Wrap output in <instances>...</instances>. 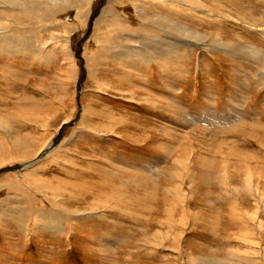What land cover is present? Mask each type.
I'll list each match as a JSON object with an SVG mask.
<instances>
[{
	"label": "rangeland",
	"instance_id": "obj_1",
	"mask_svg": "<svg viewBox=\"0 0 264 264\" xmlns=\"http://www.w3.org/2000/svg\"><path fill=\"white\" fill-rule=\"evenodd\" d=\"M101 1L115 9L108 23L95 22L106 19L98 7L85 20L59 0L56 28L43 29L33 15L21 31H36L35 45L0 48V155L25 149L26 161H19L28 162L46 152L27 170L0 174V204L18 199L20 207L61 213L60 231L31 215L0 214V264H264L263 65L241 51L264 52V0H207L212 16L201 24L156 9L208 35L203 48L177 45L162 68L151 57L156 33L126 23L138 21L132 5ZM6 13L13 20L3 23L16 28L15 11ZM40 19L52 24L48 14ZM215 40L233 49L227 53ZM184 153L190 172L181 178L173 161ZM18 163L6 160L0 169ZM32 171L50 181L46 197L22 177ZM73 208L89 218L69 220Z\"/></svg>",
	"mask_w": 264,
	"mask_h": 264
},
{
	"label": "bare ground",
	"instance_id": "obj_2",
	"mask_svg": "<svg viewBox=\"0 0 264 264\" xmlns=\"http://www.w3.org/2000/svg\"><path fill=\"white\" fill-rule=\"evenodd\" d=\"M207 0H126V3L125 5H132L133 7V11H134V16L136 17V19L138 21H134L132 23V21L130 20H127L128 22L125 21L124 17L122 16V14H119L118 17L119 19L121 20V22H126L128 23L129 27L131 29H133V27H135L136 31H137V28H140L141 31H144V32H149V31H153L155 32L156 36H157V39H156V36L155 35H152V37H150V40L151 41H154V47L153 49L155 50L156 52V55H152L151 57L155 60L156 64L162 68L163 67V58L165 59V56L170 53V51H174V48H176L177 45H182V50H187V48L189 46H201L203 48V46H205L206 44V39L205 35H203L202 33L196 31V30H190L188 29V27H186L185 25H181L180 23H178L177 21L174 22V21H171L169 20L166 16H157L155 14V10L156 9H160L162 10L163 12H168V14H174V15H181L183 17H186V18H190L192 21H195V22H198V23H205V22H208L210 21V18L212 16V13L209 9H206L205 8V2ZM60 2L62 4L64 3H67V5H69L70 7H74L76 8V12L78 14V16L80 17H84L85 20H88V16H90V11L95 8V7H98V8H95L97 11H100L99 12V16L104 14L106 19H102L101 17H98L97 19L95 18V22L98 21V23L102 22V20L104 21L103 24L105 23H108L110 21V19L112 18L114 12H115V9L111 8V7H107V8H103V2L101 0H98V4L96 5V2L93 3V0H60ZM107 2V1H105ZM214 5V9L218 10L219 8L215 5ZM65 6V4H64ZM77 6L80 8L81 12L77 9ZM102 6V8H101ZM182 7H188V11L187 12H183L182 11ZM5 10H9V11H15V21L13 23H15L14 25H16V28H9L8 25H6L5 23H3V19H6L8 18V22H11L13 19H12V16L8 15V13L5 12ZM145 11L149 12V14L151 15V17H147L145 16ZM185 11V10H184ZM60 13V3H59V0H0V48L3 49V50H8L10 48L13 49V48H20L21 50L25 48L24 44L28 45L31 44V45H35V42L38 40L36 38V34L37 32L36 31H29L31 32V34H29V32H27L26 30H24L23 32L21 31L23 28L21 26V24L24 22L23 19H28L29 17L33 16V15H40L39 16V20H40V27H44L43 29H48L50 30L51 28H56L54 26V23L58 22V19H57V16L58 14ZM45 14H48L49 15V19H50V22H52V24H49V25H45V21H43L42 19H40L41 16L45 15ZM12 15V13H11ZM96 16V15H95ZM73 19H75V17L73 16ZM2 21V22H1ZM76 22V21H75ZM11 25V24H10ZM73 27V26H72ZM98 27V24H94L92 26V28L95 30L96 28ZM122 27V26H121ZM71 29V28H70ZM86 29V28H85ZM122 29V28H121ZM21 31V32H19ZM80 31V30H79ZM19 32L18 35H16L17 33ZM85 32V31H83ZM82 32V33H83ZM143 32V33H144ZM219 32H216V36L218 37H221V35L218 34ZM29 34V35H28ZM149 34H152L151 32ZM56 35V34H55ZM16 36V37H15ZM62 36V35H61ZM144 36V35H142ZM18 37V38H17ZM56 37V36H55ZM147 37V36H146ZM58 39L59 36L57 37ZM90 38V37H89ZM210 39V38H209ZM216 39V38H215ZM25 40H28L25 42ZM156 40V41H155ZM140 41V40H139ZM211 41V40H210ZM215 47H219L221 46V48L224 49L225 52H230V48L233 49V47L224 42L223 40L219 41V40H215ZM85 44V43H84ZM69 45V44H68ZM71 45V44H70ZM72 46V45H71ZM181 47V46H180ZM200 47V48H201ZM81 48V47H80ZM137 48V47H136ZM67 49V48H66ZM79 49V48H78ZM133 49V48H132ZM131 49V51H133ZM9 50V51H10ZM68 50V49H67ZM72 50V49H71ZM86 50V49H84ZM83 50V51H84ZM96 50V49H95ZM76 51V50H75ZM78 51V50H77ZM142 51V50H141ZM241 51H244L245 54L249 55L251 58H254V59H257V60H262V65L263 67L261 68L262 69V75L264 77V52L263 51H258V50H252L251 51V48L248 49H245V48H242ZM133 53V52H132ZM136 53L139 54V52L136 50ZM154 53V52H153ZM91 54V53H90ZM89 55V54H88ZM65 56V55H64ZM134 56V55H132ZM131 56V57H132ZM146 57V56H145ZM145 57L143 59V61L145 62ZM78 58V57H77ZM147 58V57H146ZM81 59V58H80ZM151 61V60H150ZM149 61V62H150ZM167 60H165L166 62ZM174 61V60H173ZM81 62V61H80ZM172 62V61H171ZM169 63V62H168ZM135 64V63H134ZM81 65V64H80ZM152 66V65H151ZM261 74V72H260ZM262 77V76H260ZM63 78V77H62ZM264 79V78H263ZM77 81V80H76ZM162 84V83H161ZM37 85V84H36ZM140 85V84H139ZM123 90V89H122ZM145 105V104H144ZM148 105V104H147ZM161 105L164 106V108H167L169 106H171L169 103H165V105L163 103H161ZM151 106V105H150ZM159 106V105H158ZM210 106V105H209ZM36 107V105H35ZM153 107V106H152ZM230 108V107H229ZM40 109V108H39ZM175 109L178 111V114H180L178 108L175 107ZM44 110V109H43ZM216 110V109H215ZM29 111V110H27ZM211 111V110H210ZM213 111V109H212ZM211 111V112H212ZM234 111V110H233ZM25 112V111H24ZM30 112V111H29ZM239 112V111H238ZM238 114V113H237ZM215 115V114H214ZM230 115V114H229ZM188 116V115H187ZM238 116L240 117L241 114L239 113ZM181 117V116H180ZM179 117V118H180ZM202 117V116H201ZM191 118V117H190ZM207 118V117H206ZM215 118H216V115H215ZM229 118V119H228ZM237 118V117H236ZM242 118V117H241ZM244 118V117H243ZM183 119V118H182ZM209 119L213 120L214 117L212 118V116L209 117ZM217 119V118H216ZM228 120H230V117L228 116L227 117ZM238 119V118H237ZM66 120V119H65ZM222 120V118H221ZM239 120V119H238ZM242 120V119H241ZM33 121V120H32ZM193 121V120H191ZM189 121V123L191 122ZM223 121V120H222ZM221 121V122H222ZM65 122V121H63ZM112 122V121H111ZM42 123V122H41ZM224 123V122H223ZM235 123V122H234ZM212 124V122H211ZM44 125V124H43ZM189 125V124H188ZM192 125V124H191ZM214 126V125H213ZM169 127V126H168ZM46 128V127H45ZM113 128V127H112ZM64 136V134H63ZM207 136V135H206ZM50 138V137H49ZM213 138V137H212ZM48 141V140H47ZM54 141V140H53ZM13 142V141H12ZM11 142V143H12ZM173 142V141H172ZM14 143V142H13ZM18 143V142H17ZM20 143V141H19ZM7 145V144H6ZM237 145V144H236ZM9 146V144H8ZM4 147V146H2ZM16 147H19L18 144H14L12 145V148L14 149H17ZM22 147V146H21ZM29 147V145L27 146ZM42 147V146H41ZM40 147V148H41ZM8 149V147H6ZM5 148V149H6ZM30 148V147H29ZM28 148V149H29ZM59 148V147H58ZM4 149V148H3ZM6 149V150H7ZM10 149V147H9ZM46 149V148H45ZM25 150V149H24ZM22 150L23 152L19 153L16 152L19 156H10L8 153L5 152V150H2V154L0 155V165L1 163L3 162H7L10 161V160H18V164L16 165H13V166H9V167H5L3 169H0V174L3 173V172H6V171H9V170H14V171H17L19 172L23 169H28L29 167H31L33 164H35L37 161L43 159L45 156H46V152L43 150L42 152V149H40L39 151H41V154L35 158H33L31 161H28V162H22V161H19V160H25L26 161V158L28 156V154ZM38 150V148H37ZM47 150V149H46ZM53 150V149H52ZM11 151V149H10ZM9 151V152H10ZM28 151V150H27ZM35 151V150H34ZM36 152V151H35ZM45 152V153H44ZM32 153V151H31ZM213 153V152H212ZM34 154V153H33ZM50 154V153H49ZM13 155V154H12ZM36 156V155H35ZM189 158L186 156V154L184 153V155H180L179 157H176V159L173 161L174 163V166L177 167L176 172V176H180L181 178H186V176L188 175V173L190 172L189 170V163H188V160ZM30 160V159H29ZM22 162V163H21ZM16 163V162H15ZM227 163V162H226ZM225 163V164H226ZM224 162L222 163V169H224V173L226 172V169L224 168L225 166ZM224 165V166H223ZM228 169V168H227ZM34 171L30 172V173H27L25 174L24 176H22L23 178H26L27 180V183L29 185L32 186V191L35 192H39V193H42L43 195L42 196H45V191L44 190H50L52 189L51 187V184L48 182V181H41L39 182L38 180H36V177L34 175ZM4 174V173H3ZM7 174V173H6ZM227 174V172H226ZM17 175V174H16ZM1 176V175H0ZM218 176V175H217ZM19 177H21L19 175ZM21 177V179H22ZM188 177V176H187ZM220 177H224L222 174ZM1 179V178H0ZM175 179V178H174ZM221 179V178H220ZM251 179H252V176H250V173L247 172L246 175H245V182H247V188L250 189V185H253L251 183ZM3 180V179H2ZM14 180V179H13ZM12 180V181H13ZM222 180V179H221ZM5 181V180H4ZM17 181V180H16ZM14 181V182H16ZM24 181V180H23ZM22 181V182H23ZM200 181V180H199ZM243 181V180H242ZM262 181H264V179H262ZM8 182V181H7ZM14 182H10V184L14 185V188H11V189H16V185ZM189 182L191 183V179L189 178ZM229 182V181H228ZM6 183V182H5ZM220 183V181H219ZM253 183L255 184V181H254V178H253ZM9 184V185H10ZM24 184V183H23ZM153 184V183H152ZM8 185V186H9ZM182 185V184H181ZM8 186L6 188H8ZM21 186V185H20ZM23 186V185H22ZM183 186V185H182ZM239 186V185H238ZM259 186V185H258ZM5 187V186H4ZM240 187V186H239ZM250 187V188H249ZM57 188V186H56ZM135 188V187H134ZM246 188V189H247ZM257 188V187H256ZM5 189V188H3ZM20 189V188H18ZM61 189V188H60ZM7 190V189H6ZM5 190V191H6ZM168 190V189H167ZM172 190V189H171ZM177 190V189H176ZM180 190V189H178ZM23 191V190H22ZM25 191V190H24ZM235 191V190H234ZM258 190L255 189V192H257ZM54 192V191H53ZM252 192V190L250 191ZM3 193V191H2ZM25 193V192H24ZM86 193V192H85ZM83 193V194H80L78 193L77 194V199H81V200H85L86 197H87V193L88 194H92L91 191L90 192H87L86 194ZM182 194V191L180 192ZM253 193V192H252ZM1 194V193H0ZM12 194V193H11ZM27 194V193H26ZM255 197L257 199H260V195L258 193H255ZM258 194V195H257ZM13 195V194H12ZM39 195V194H38ZM53 195V194H52ZM5 196V195H4ZM3 196V197H4ZM25 196V195H24ZM33 196V195H32ZM41 196V195H40ZM49 196V194H48ZM58 196V195H57ZM176 196L178 198V193H176ZM184 197V194L182 195ZM185 196H188V195H185ZM14 197V196H13ZM34 197V196H33ZM56 197V196H55ZM181 196H179V199L182 198ZM5 198V197H4ZM29 198V197H28ZM35 198V197H34ZM53 199V197H51ZM93 198H96V196ZM51 199V200H52ZM112 199V198H111ZM185 199V198H184ZM183 199V200H184ZM97 200V199H95ZM99 200V199H98ZM101 200V199H100ZM28 201L30 202V200L28 199ZM44 201V200H43ZM80 201V200H79ZM1 202V201H0ZM40 202V201H38ZM91 202V201H90ZM116 202V201H115ZM138 204H139V201H137ZM169 202V201H168ZM177 202V201H176ZM56 203V202H55ZM102 203V202H101ZM171 203V202H170ZM179 203V202H178ZM182 203V202H180ZM260 203V202H259ZM264 203V202H263ZM37 204V203H36ZM49 204V203H48ZM51 204H53V200L51 201ZM58 204V203H57ZM105 204V203H104ZM109 204V203H108ZM262 204V202H261ZM91 205H95L93 203V201L90 203V206ZM144 205V204H143ZM169 207H170V204H168ZM180 205V204H179ZM54 206V205H52ZM100 206H102L100 204ZM37 207V206H36ZM97 207V204L96 206L92 207L91 210H95ZM104 207V205H103ZM172 207V206H171ZM43 208V207H41ZM90 208V207H89ZM236 208V207H235ZM99 209V208H97ZM231 209V208H230ZM234 209V207H233ZM66 210V209H65ZM235 210V209H234ZM13 211V212H11ZM40 211V210H39ZM69 211V215H70V218L69 220L73 219L75 222L77 221H82L83 219H86V218H89L88 216H85V214H81L78 210H76L75 208L73 209H70L68 210ZM165 211V210H164ZM169 211V210H168ZM67 212V211H66ZM167 212V211H166ZM190 212V211H189ZM53 213H57L55 214V218H54V214ZM0 214L1 215H6V214H16L20 217H24L26 218V216L28 217V215H31L32 219L35 220L34 222L38 225H42L43 227H51V225L54 223V226L55 227L54 229L56 231H60L59 227L57 225H55L56 221L57 222H60L58 221V214L59 212L57 211H46V212H42V213H39L37 212V208H30V205L28 206H23V207H20V201L18 199H15L14 201V204L13 203H9V204H5V203H1L0 204ZM38 214V216H37ZM53 214V215H52ZM61 214V213H60ZM59 214V215H60ZM165 214V213H164ZM173 215V214H172ZM186 215V214H185ZM167 216V215H165ZM240 216V215H239ZM238 216V217H239ZM65 217V216H64ZM178 217V215H177ZM179 217H182V216H179ZM237 217V218H238ZM241 217V216H240ZM243 217V216H242ZM186 218V217H185ZM237 218H234L235 219V222H236V219ZM255 218V217H254ZM64 219V218H63ZM246 219V218H245ZM186 220V219H184ZM247 220V219H246ZM72 221V222H74ZM233 221V219H232ZM231 221V222H232ZM175 222V221H174ZM234 222V221H233ZM243 222V221H242ZM171 223V222H170ZM58 224V223H57ZM179 224V223H178ZM237 224V223H236ZM243 224V223H242ZM187 225V224H186ZM170 226V225H169ZM188 226V225H187ZM257 226V225H256ZM40 227V226H37V228ZM179 227V226H178ZM253 227V226H252ZM96 228V226H95ZM259 228V227H258ZM167 229V228H166ZM172 229V228H171ZM180 229V228H179ZM182 229V228H181ZM186 229V228H185ZM43 230V229H42ZM252 230V228H251ZM168 231V229H167ZM169 232H172V231H169ZM176 232V230H175ZM56 233V232H55ZM212 233V232H211ZM177 234V232H176ZM181 234V233H178V235ZM255 235V234H253ZM252 235V236H253ZM172 236V235H170ZM258 236V234H257ZM248 237V236H247ZM168 237H166L167 239ZM176 239V238H175ZM179 239V237H178ZM259 241V240H258ZM174 242V241H173ZM244 242V241H243ZM178 244V243H177ZM177 247V246H176ZM254 248V247H253ZM264 248V247H263ZM251 250V249H250ZM179 251V250H178ZM255 252V251H254ZM263 253V252H261ZM183 259V258H182ZM253 259V258H252ZM259 259V258H258ZM255 262V261H254Z\"/></svg>",
	"mask_w": 264,
	"mask_h": 264
}]
</instances>
